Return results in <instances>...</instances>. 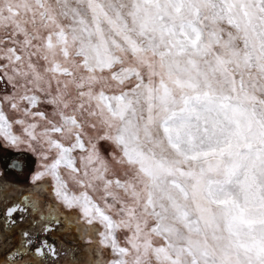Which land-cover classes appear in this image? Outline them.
<instances>
[{"label": "snow or ice", "instance_id": "snow-or-ice-1", "mask_svg": "<svg viewBox=\"0 0 264 264\" xmlns=\"http://www.w3.org/2000/svg\"><path fill=\"white\" fill-rule=\"evenodd\" d=\"M9 152L4 228L37 230L0 264L56 257L52 222L97 264H264V0H0Z\"/></svg>", "mask_w": 264, "mask_h": 264}, {"label": "flooded vegetation", "instance_id": "flooded-vegetation-1", "mask_svg": "<svg viewBox=\"0 0 264 264\" xmlns=\"http://www.w3.org/2000/svg\"><path fill=\"white\" fill-rule=\"evenodd\" d=\"M13 158H17L16 154L8 155L4 158L3 161H0L2 164L10 163ZM26 172L20 171L19 169H13L8 172L5 179L10 181H18L21 185L25 184L24 180L26 179ZM27 184L24 185L27 188ZM14 201L9 200L8 204L13 203ZM3 212L4 205H0V239L6 240L9 245V250L14 251L17 246L21 243V232L28 231L29 237L23 239L31 238V233L36 231L37 228L31 226L28 223V220L31 219L29 216L23 223H19L16 227L5 230L3 225ZM21 213H16L13 216V219L19 220ZM51 226L54 231L47 234H42L37 238L36 242L30 245L29 247L34 250L42 239L47 238L50 244H53L57 250L56 257H46L41 261V264H91L89 259H87V254L82 252H77L78 247H81L82 241L81 238H76L72 235H67L66 231H61L60 229L63 225H56L55 222H52ZM39 259V258H37Z\"/></svg>", "mask_w": 264, "mask_h": 264}, {"label": "rangeland", "instance_id": "rangeland-1", "mask_svg": "<svg viewBox=\"0 0 264 264\" xmlns=\"http://www.w3.org/2000/svg\"><path fill=\"white\" fill-rule=\"evenodd\" d=\"M102 151L106 156H108L109 153L112 152V146L108 144H102L101 146ZM11 154H16L17 158L21 159L22 161H27V163L30 165L29 168H26L24 171L26 172V179L24 180V185H28V173L34 169L37 166V160L36 157L31 155L30 153L24 152V153H16V152H9L8 155ZM0 162V166H3ZM29 186V185H28ZM27 186V187H28ZM60 211H62L65 215H69L72 212H75L77 214V217L79 216V210L78 209H67L64 208L62 205L60 206ZM79 226H84V222L80 221ZM78 226L76 224H73L71 226V229L66 231L67 235H72L75 236L76 238H81L80 240L82 241V246L78 247L77 252H82L87 254V259H89L88 262L91 264H97L98 261L104 260L105 262L108 259H111V250L110 249H105L98 243V235L96 234H85L83 238L81 237V233L76 230ZM99 227V226H97ZM102 230V229H101Z\"/></svg>", "mask_w": 264, "mask_h": 264}]
</instances>
